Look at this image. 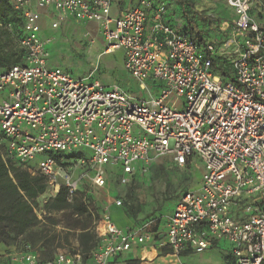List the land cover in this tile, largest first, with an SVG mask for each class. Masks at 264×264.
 I'll return each instance as SVG.
<instances>
[{"label":"built area","instance_id":"obj_1","mask_svg":"<svg viewBox=\"0 0 264 264\" xmlns=\"http://www.w3.org/2000/svg\"><path fill=\"white\" fill-rule=\"evenodd\" d=\"M33 1L38 11L56 13L52 29L70 18L95 22L105 53L122 50L124 69L139 89L160 83L158 95L141 99L92 75L74 78L48 67L53 38L40 37ZM223 1L235 18L220 29L227 31L221 39L203 43L167 22L163 2L140 0L112 18L111 0L13 1L22 17L24 59L0 73L5 162L29 168L37 156H45L31 171L45 179L51 196L63 184L69 198L85 183L104 188L106 166L117 168L118 182L129 185L159 158L169 157L179 167L197 158L202 165L199 186L178 198L162 239L157 240L159 218L123 230L105 216L95 223L101 244L91 264H109L133 244L156 240L175 255L186 247L201 253L225 241L232 264L264 260V0ZM216 60L230 64L229 78L219 75ZM84 149L89 156L80 152ZM69 153L80 155L70 158L74 163H62ZM8 261L81 264V256L63 249L43 262L26 247Z\"/></svg>","mask_w":264,"mask_h":264},{"label":"trees","instance_id":"obj_2","mask_svg":"<svg viewBox=\"0 0 264 264\" xmlns=\"http://www.w3.org/2000/svg\"><path fill=\"white\" fill-rule=\"evenodd\" d=\"M174 1L182 3L181 0ZM190 21L183 22L182 31L192 32L198 43L207 41L204 33L193 32L195 28L189 25ZM21 27L22 17L14 10L13 0H0V73L23 64L24 50L19 44ZM215 62L219 75L229 78L230 68L226 67L229 63ZM79 155L73 153L65 158ZM53 157L60 162L62 156L56 154ZM31 169L5 162L0 153V245L12 246L14 251L29 247L43 262L52 260L58 250L66 249L71 254L78 253L81 264H91L93 253L101 244L95 233V223L101 216L94 197L82 186L69 198L63 184L57 194L51 196L45 179ZM44 196L47 198L41 201ZM56 227H60L62 235L56 232ZM71 236L76 238L77 247L71 245ZM18 239H23L21 247L14 245Z\"/></svg>","mask_w":264,"mask_h":264},{"label":"rangeland","instance_id":"obj_3","mask_svg":"<svg viewBox=\"0 0 264 264\" xmlns=\"http://www.w3.org/2000/svg\"><path fill=\"white\" fill-rule=\"evenodd\" d=\"M171 2V0L164 1L168 9ZM181 2L175 1L176 10L180 15H183V18L191 20L189 25H192L195 29L201 27V32L204 33L206 40L213 38L215 34L223 35L225 32L219 31L220 28L231 25V22L223 17V14H220L224 7L223 0H181ZM68 29L64 31L62 27H59L57 30L50 32L53 41L55 40V45H48V51L50 57L57 60V68L69 72L74 78H85L94 70L92 72L93 79H98L102 85L108 88L117 86L141 99H146L150 95L155 97L158 95L160 83L147 82L148 91L139 89L138 84L120 66L119 52L103 54L96 59V52L92 50L88 41L90 35H84V31L88 30L87 26L77 25ZM205 33L208 35L206 36ZM226 65L227 68H230V64ZM80 152L86 156L90 155L87 149ZM69 155L71 154H65V156ZM44 158L43 155L37 156L29 163V167L37 168V164ZM66 161L74 163L76 160L63 158L62 163ZM171 162L169 157L157 159L151 167L148 166L145 173L138 172L136 180L133 179L129 185L118 183L114 174L117 168L106 166L105 169L109 173L108 177L109 180H112V184L108 182L109 184L105 189L95 190L90 194H93L99 211L104 209V205H106L104 200L109 196L114 201L121 200L124 202L123 207L128 212H169L183 193L199 186L202 176V165L197 158L190 160L183 167L175 166ZM79 173L80 171L77 170V175ZM47 196L42 197L41 201ZM43 225L44 223L39 228ZM55 230L58 234H63L60 227H56ZM22 240L18 239L14 245H21ZM69 240L72 245L76 238L71 236ZM13 252L14 248L12 246L4 247L0 245V262Z\"/></svg>","mask_w":264,"mask_h":264},{"label":"crops","instance_id":"obj_4","mask_svg":"<svg viewBox=\"0 0 264 264\" xmlns=\"http://www.w3.org/2000/svg\"><path fill=\"white\" fill-rule=\"evenodd\" d=\"M139 1L140 0H111L110 16L112 18L119 17L120 14L124 10L137 6ZM152 1L157 2V3H161V2L164 3L165 0H152ZM171 1L172 2L168 5L170 6V8L168 9V7L166 6L167 7V22L170 25L177 26L182 29L185 25L183 22L186 19L183 18V15H180L178 11L176 10L175 1L173 0ZM223 6L224 7L222 8V12H220V14H223V17H226L232 23V21L235 18V14L233 10L229 8L225 4L224 1H223ZM32 9L37 10V8H35L34 6V1L32 2ZM38 12L40 14L39 26H40V37L41 38L51 37L50 32L57 30L59 27H62L63 30L65 31V29L67 30L68 28H72L77 25H80V26L85 25L88 27V30L84 31V35H87V34L90 35L88 36L90 37L88 41L91 45L90 47H92V50L96 52L95 54L96 59L102 56L103 54L104 55L114 54L116 52H119L120 53V66L123 68L124 72L126 73L124 69V56H123L122 50L118 49V50H114L113 52L105 53L106 44L103 38L100 36L98 25L95 22H79L77 20L70 18V19H66L65 21L61 22L56 29H52L50 27H51V24L56 19V13L52 9L38 11ZM193 32L195 33L199 32L201 35H203L201 32V27L200 28L197 27V29H195V31ZM187 33L189 34V36L194 35L192 32L190 33L189 30H187ZM224 34L226 35L227 31H225ZM221 38H222L221 34L220 35L215 34L213 38L207 41H211V40L217 41ZM53 44L55 45V40L52 41L51 45ZM48 53H49V56L47 59L48 67L57 68V65H58L57 60L52 59L50 57L49 51ZM92 72H94V70H92L91 73L88 74L86 77H88L89 75L93 76ZM128 76L131 78L129 74ZM152 164L153 162L150 164V167L152 166ZM171 164L175 165L173 161L171 162ZM136 177H137V174L134 176L133 179L136 180ZM116 181L118 182L117 178H116ZM109 182H111L112 184L111 179L109 180ZM108 184L109 183L107 182L105 187H107ZM105 187L102 189H105ZM95 190H100V189H97L86 183L84 184V191H86L87 193L90 194L91 192ZM104 202L106 205H104V209L99 212L101 218L105 216L109 217L111 222L114 225H116L119 229L126 230L128 228H134L148 218H159L160 220H159V224L157 227V231L159 232V237L157 240L162 239V236L165 233V226H166L167 219L172 214V211L174 209L173 207L172 209L169 210V212H128V210L125 207H123L124 202H122V205L120 207H117L115 205V201L109 198V196L105 198ZM157 240L152 241L145 245L133 244L129 251L120 254L117 258H115L109 264H232V258H231V253H230L231 245L225 241L214 243L211 247H209L208 249H206L205 251L201 253H196L193 251L191 247H186L182 250V252L179 255H175L171 253L169 249L167 248H160L157 245L158 244ZM72 246L74 247L78 246V243L76 240L73 241ZM11 254L6 256V258L2 259V261H4L3 262L4 264H9L8 257Z\"/></svg>","mask_w":264,"mask_h":264}]
</instances>
